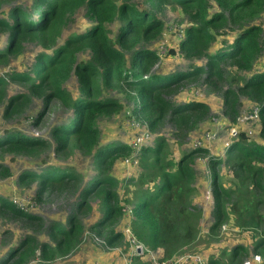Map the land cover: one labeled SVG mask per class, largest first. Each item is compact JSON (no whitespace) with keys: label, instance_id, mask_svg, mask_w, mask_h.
<instances>
[{"label":"trees","instance_id":"obj_1","mask_svg":"<svg viewBox=\"0 0 264 264\" xmlns=\"http://www.w3.org/2000/svg\"><path fill=\"white\" fill-rule=\"evenodd\" d=\"M168 4L180 7L189 19L183 38L169 51L180 52L186 59L205 57V65H193L189 70L169 75L152 71L159 60L154 44L162 36L165 25L161 14ZM213 5L217 9L212 10ZM80 9L85 10L90 24L81 33H71L60 42L64 28ZM112 25L117 29L115 37ZM226 29L234 31L232 40L218 44V33ZM0 34L7 35L6 44L0 48L1 64H8L12 57L22 54L28 42H39L44 47L31 69L0 75V103L6 98L8 80L27 89L9 96L4 116L11 118L33 96L43 100V109L35 122L55 99L73 115L68 123L53 127L51 140L11 132L0 138V149L35 155L53 147L59 159L79 152L92 157L96 170L84 186L81 185L84 174L72 166L52 165L43 172L22 171L19 183L29 186L36 183L39 201L45 193L53 191L72 192L77 201L64 220L54 219L44 224L38 215L21 208L13 199L0 196L2 213L24 219L46 234L42 239L26 234L0 264H27L36 256L46 261L66 257L87 241L85 219L96 204L99 215L92 223L91 230L95 233L92 235H105L110 246L129 243L133 236L143 244L146 253L157 251L160 259H169L181 254V248L193 245L201 216L192 198L198 192L196 151L184 153L176 162L164 163L162 155L168 147L164 136L156 146L143 148L140 163L150 170V183L144 185L142 180L144 189L136 197L131 217L122 231L117 224L126 216L122 203L125 199L113 169L116 161L124 159L131 149L124 142L100 146L99 120L124 109L120 98L112 94L118 91L130 94L133 112L142 115L150 129H160L170 122L182 134L206 115L208 106L195 100L173 103L168 97L178 87L173 90L172 87L199 79L217 85L226 76L228 63L246 73L247 78L243 77L244 83L238 88L224 91V113L230 124H235L241 105L238 95H245L260 105L262 126L257 139L240 130L225 158L209 157L215 217L210 231L236 219L245 230L254 232L253 237L257 239L255 228L264 223V72L251 70L264 55V0H142V3L136 0H31L29 7L13 6L7 18L0 17ZM85 52L89 58L81 60L80 55ZM73 76L78 84L76 92L67 86ZM149 152L155 160L145 157ZM167 165L172 169H166ZM225 167L229 168L225 174L228 180L221 173ZM162 168L165 170L161 171ZM4 172L8 174L7 170ZM234 195L240 198L232 202ZM251 253L260 254L264 264V240H259L251 252L243 244L225 247L208 263L243 264ZM131 260L132 264H152L138 254L132 255ZM190 263L197 264L192 260L185 264Z\"/></svg>","mask_w":264,"mask_h":264},{"label":"rangeland","instance_id":"obj_2","mask_svg":"<svg viewBox=\"0 0 264 264\" xmlns=\"http://www.w3.org/2000/svg\"><path fill=\"white\" fill-rule=\"evenodd\" d=\"M136 1L142 3V0ZM16 5L29 7L31 0H0V17L7 18L11 8ZM213 9H217V6L213 5ZM161 18L165 22L164 30L162 36L155 42L154 47L159 49L160 45L165 43L168 46V51L162 54L161 58L159 57L152 71L161 73L162 75H169L189 70L193 65H205V57L201 59H186L180 52L171 53L169 51L175 48L184 36V28L189 19L183 10L176 5L168 4L164 7ZM88 24H90V20L87 18L85 10L80 9L64 28L59 38L60 42H63L71 33H81ZM111 28L114 29L112 35L115 37L116 26L112 25ZM218 34V44L220 41L226 44L229 40H232L234 31L226 29L220 31ZM6 41L7 35L0 34V48L4 47ZM41 51H44V47L39 42L26 43L22 54L12 57L8 64L0 63V75H9L15 70L24 71L31 69L36 55ZM87 58H89L87 52L80 55L81 60ZM251 71L252 73L256 71L264 72V55L259 59L258 65H255ZM243 77L247 78V74L240 72L236 67L228 63L227 74L218 81L217 85L207 83L203 79L184 81L181 84L174 85L172 90L178 87L177 91L175 93L171 92L169 97L167 95L173 103L185 104L191 100L203 102L208 106L207 113L198 118L195 124H193L194 126L184 130L182 134H178V129L172 123L166 122L160 129L152 130V137L145 145L156 146L159 138L164 136L168 143L167 153L162 155L164 163L176 162L184 153L196 151L194 153V167L198 192L192 198L194 199L193 205L196 207V211L201 214L198 221V237L193 245L185 246L179 251L180 253H198L203 255L206 262L204 264H209L208 262L211 257L218 254L225 247L232 248L237 244H243L251 252L259 240H264V223L255 228L257 232L256 240L253 237L254 232L245 230L246 228L241 227L236 219H234L236 225L232 219L229 223L225 222L219 229H215L213 232L210 231V226L214 222L215 217L213 215L212 178L208 158L216 155L225 158L227 155L226 143L231 141L233 137L229 133L230 121L224 113V109L226 108L224 91L230 87L236 89L238 86L243 85ZM67 86L71 91H77L78 84L74 76L68 80ZM24 91H27V89L22 84L8 80L6 98L0 103V138L11 132H20L31 138L51 140L53 127L61 123H68L73 116L72 112L64 107L60 100L55 99L42 118L35 122V119L40 116L43 109V100L39 96H33L26 106L16 112L11 118H6L4 116V109L9 96ZM112 94L120 98L124 104V109L110 117H104L99 120L101 131L100 146L111 142H124L127 144L131 141L132 131L129 129L126 117V111L133 107L129 99L130 94L128 93L129 95H127L118 91H112ZM239 101L241 102L240 112L253 104L245 95L241 94L238 95ZM213 119H219L223 125L217 138L212 141H205L202 146H196L195 141L197 138L202 137L204 132L217 127ZM259 128L260 124L253 125L254 132L250 135L251 139L258 138ZM145 157L155 160L154 154L150 152ZM92 161V157H85L79 152H75V154L68 158L62 157L59 159L54 155L53 147H49L45 151L35 155L7 153L0 149V196L13 199L21 205V208L38 215L44 224L54 219L64 220L66 214L72 211V207L74 208L76 204V194L64 191L47 192L43 195L41 201H39L36 198L37 184L34 183L32 186L20 184L19 174L25 170L43 172L47 167L52 165L62 167L72 166L84 174L81 184L84 186L91 176H94L96 173ZM166 169L171 170L172 168L167 165ZM228 169V167H225L221 170L225 180L229 179L225 175L228 173ZM5 170L8 171V174L4 172ZM163 170L165 168L161 169V171ZM113 175L120 182L123 199L127 200V202L125 200L122 202L124 205L123 211L126 213V216L124 215L117 224V227L123 231L127 219L131 217L136 197L141 195L142 189H144L142 180L144 185H147L150 183L149 179L152 174L148 168L143 166L142 161L137 166H128L124 162V159H121L116 161ZM135 193L136 196H134ZM239 198L238 195H234L232 202L239 200ZM240 205L241 202L237 208H240ZM98 213L99 206L96 204L93 212L85 219L87 241L79 246L78 249L73 250L64 258L56 257L49 261L42 260L39 256H36L27 264H129L128 260L132 254L130 242L128 243L127 241V243L122 245L110 246L103 244V241L106 242L105 235H95L93 237L92 234L95 233L91 230V227L96 216L99 215ZM214 233L216 234L214 235ZM26 234H33L34 236H38L39 239L46 238L43 229H39L34 224H29L24 219L12 218L0 211V260ZM157 253V251H153L145 255L144 259L151 261L152 258L159 256V253ZM249 256L244 259L243 264H262L260 254L251 253Z\"/></svg>","mask_w":264,"mask_h":264},{"label":"built area","instance_id":"obj_3","mask_svg":"<svg viewBox=\"0 0 264 264\" xmlns=\"http://www.w3.org/2000/svg\"><path fill=\"white\" fill-rule=\"evenodd\" d=\"M167 47L165 43H162L160 46V53H164ZM127 121L133 129V136L129 143L131 147V154L129 157L125 159V163L129 165H135L139 161V155L143 148V146L150 139L151 133L147 126L145 120L137 118L128 111ZM260 118V108L258 105H253L249 109H244L239 116L237 117L236 124L230 127V135L236 136L238 134V130L241 127H246L248 129V133L252 134L253 128L252 125L257 122ZM217 124L212 130L204 132L203 136L197 138L195 141L196 146H202L205 141L215 140L218 136L219 131L223 128V125L219 119H213ZM16 203V201H15ZM19 205L18 203H16ZM21 207V205H19ZM130 234V233H129ZM132 242L135 244V250L140 249L142 251V246L136 242L132 236H130ZM189 260L197 262V264H204L203 257L198 254H179L169 259H160L153 258V264H185Z\"/></svg>","mask_w":264,"mask_h":264},{"label":"clouds","instance_id":"obj_4","mask_svg":"<svg viewBox=\"0 0 264 264\" xmlns=\"http://www.w3.org/2000/svg\"><path fill=\"white\" fill-rule=\"evenodd\" d=\"M160 46H161V45H160ZM166 47H167V49H166L165 52L168 51V46L166 45ZM165 52H164V53H165ZM164 53H160V47H159V49H158V54H159V57H160V58H161L162 54H164ZM253 105H258L259 108H260V110H261L260 105H259V104H255V103H253L252 105H250L249 107H247V109H249V108H250L251 106H253ZM132 108H133V107H132ZM132 108H131V109H128V110L126 111V117L128 118V114H127V112L129 111V112L131 113V115H134V116H136L137 118H140V119H142V120H145L146 123H147V126H148V128H149V130H150V133H151V132H152V129H150L147 120H146L142 115H140V114H136L135 112H133V109H132ZM241 112H242V111H241ZM241 112H240V113H241ZM240 113H239V114H240ZM238 116H239V115H238ZM238 116H237V117H238ZM127 124H128V126H129V129L132 131V135H131V138H132V136H133V129H132V127L130 126V124L128 123V121H127ZM235 124H236V123H235ZM235 124H233V125H235ZM256 124H260V118H259V120H258L257 122H255L253 125H256ZM233 125L230 124V127L233 126ZM253 125H252V128H253ZM261 126H262V124H260V128H261ZM240 130H245V131L248 132V129H247L246 127H241V128L238 130V133H239ZM229 132H230V131H229ZM253 132H254V131H253ZM253 132H252V134H253ZM248 134H249V133H248ZM252 134H249V136L252 135ZM237 135H238V134H237ZM237 135H236V136H232V135H231V136L233 137V139H235V138H237ZM151 137H152V135L150 136V139H151ZM150 139L147 141V143L150 141ZM233 139H232V140H233ZM232 140L226 143V148H227L226 152H228V149H229V147H230V144L232 143ZM129 143H130V142H129ZM129 143H127V145H128L129 148L131 149ZM147 143H146V144H147ZM146 144H145V145H146ZM145 145L143 146V148H144V147H147V146H145ZM143 148H142V150H143ZM142 150H141V152H140V155H139V161H138L137 164H135V165H129V164L126 163V165H128V166H137V165H139V163H140V157H141V154H142ZM131 151H132V150H130L129 155H127V156L124 158V162H125V159H126L127 157L130 156ZM226 154H227V153H226ZM208 160H209V158H208ZM211 193H212V192H211ZM132 238H134V239L136 240L135 237L132 236ZM130 242H131V247H132V249H131V253H132V254L130 255L129 260H128V263H129V264H132V260H131L132 255H136V254H138V255H142V256L144 257L145 255H148L149 253H151V252L146 253V251L144 250V246H143V244H141V243L138 242L137 240H136V242L142 246V251H141L140 249H138V250L136 251V250H135V244L132 242L131 238H130ZM103 244L106 245L107 243H106L105 241H103ZM181 254H186V253H181ZM178 255H179V254H178ZM157 258H159V256H158ZM203 260H204V263H206V262H205V258H204V256H203ZM151 261H152V264H153V258H152Z\"/></svg>","mask_w":264,"mask_h":264}]
</instances>
